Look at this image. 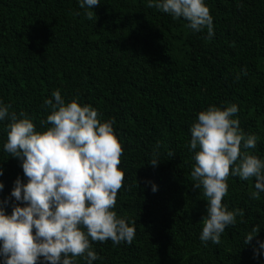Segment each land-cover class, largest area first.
Returning a JSON list of instances; mask_svg holds the SVG:
<instances>
[{
    "label": "trees",
    "instance_id": "obj_1",
    "mask_svg": "<svg viewBox=\"0 0 264 264\" xmlns=\"http://www.w3.org/2000/svg\"><path fill=\"white\" fill-rule=\"evenodd\" d=\"M148 2L100 0L91 9L81 0H0V104L44 131V101L55 103L59 90L65 103L78 97L101 122L114 121L124 181L113 211L136 232L131 244L92 242V264H264V192L252 198L255 178L229 176L222 202L243 214L219 244L201 240L208 202L194 186L198 149H190L198 114L235 104L239 129L257 138L246 151L264 161V0H204L212 37ZM9 123L0 121V206L8 215L20 203L11 196L15 181L27 182L21 161L4 150ZM253 227L260 231L245 244Z\"/></svg>",
    "mask_w": 264,
    "mask_h": 264
},
{
    "label": "clouds",
    "instance_id": "obj_2",
    "mask_svg": "<svg viewBox=\"0 0 264 264\" xmlns=\"http://www.w3.org/2000/svg\"><path fill=\"white\" fill-rule=\"evenodd\" d=\"M99 3L81 0L80 7L92 9ZM147 7L174 19L183 17L192 30L207 28L208 36L214 35L213 18L204 0H149ZM86 15L93 18L91 11ZM53 96L55 103L46 99L43 104L51 109L46 121H41L50 125L44 131H37L24 113L18 118L15 112L9 113L10 106L0 104V121L10 120L4 150L21 161L27 178L26 183L19 178L15 181L11 196L20 203L11 214L0 206L3 264H40L41 258L45 264H74L76 257L92 264L99 259L92 242L131 244L135 236V227L113 211L124 181L119 169L123 147L114 133V121L101 122L99 112L78 103V97L65 103L59 90ZM237 112L235 104L224 110L211 106L198 114L190 129V149H198L191 177L208 202L200 238L214 244L220 243L226 226L234 225L237 215L243 214L229 211L222 202L228 194L229 176L255 178L254 199L264 192V161L246 151L256 147L257 138L239 129V120L232 118ZM3 187L0 182V190ZM259 231L253 227L245 244ZM259 249H264V242Z\"/></svg>",
    "mask_w": 264,
    "mask_h": 264
}]
</instances>
